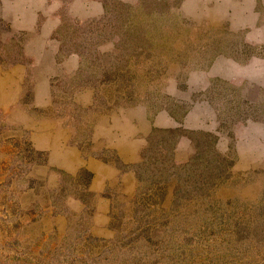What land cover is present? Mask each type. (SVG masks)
Listing matches in <instances>:
<instances>
[{"label": "rangeland", "instance_id": "obj_1", "mask_svg": "<svg viewBox=\"0 0 264 264\" xmlns=\"http://www.w3.org/2000/svg\"><path fill=\"white\" fill-rule=\"evenodd\" d=\"M25 144L11 256L264 264V0H0V184Z\"/></svg>", "mask_w": 264, "mask_h": 264}, {"label": "trees", "instance_id": "obj_2", "mask_svg": "<svg viewBox=\"0 0 264 264\" xmlns=\"http://www.w3.org/2000/svg\"><path fill=\"white\" fill-rule=\"evenodd\" d=\"M19 149V152L17 156L12 157L11 162L12 164L10 165V168L7 166L5 168L6 178L3 183L0 184V188L3 187L4 194L5 192H9L10 197L9 201L10 203L13 204L11 206L6 205L5 209L3 211V215H5L6 219L3 218L5 222H11L12 214H16L17 210V199H16V194H25L28 193L31 189V185H25L26 187L22 189L17 190L18 183L22 180L26 181V184H29L31 180L26 179L27 172H21L19 171L22 167H31L32 165L36 164L35 160V152L30 148L29 144H25L24 147L21 146H15ZM15 166V167H14ZM14 168V169H13ZM4 170V169H3ZM24 174V175H23ZM17 188V189H16ZM15 198V199H14ZM4 199V198H3ZM13 200V201H12ZM9 209H12L13 211L11 212ZM21 216H24L25 213H20ZM19 226V224H18ZM17 227V226H16ZM20 227V226H19ZM0 229L3 230L2 234V239L0 240V253L2 254V259L0 257V261H3V264H29L31 263L28 255H26V251H20L16 252L12 256L10 255L9 251L12 248H15L16 250H20V242L18 241V236L12 237V236H7L6 234H9V230H5L2 226H0ZM0 230V234L1 231Z\"/></svg>", "mask_w": 264, "mask_h": 264}, {"label": "crops", "instance_id": "obj_3", "mask_svg": "<svg viewBox=\"0 0 264 264\" xmlns=\"http://www.w3.org/2000/svg\"><path fill=\"white\" fill-rule=\"evenodd\" d=\"M155 126H156V127L158 126V125H157V123H156V125H155ZM159 126H160V125H159Z\"/></svg>", "mask_w": 264, "mask_h": 264}]
</instances>
